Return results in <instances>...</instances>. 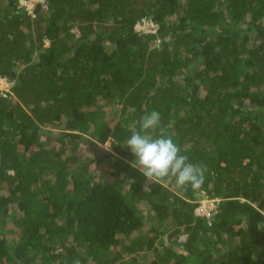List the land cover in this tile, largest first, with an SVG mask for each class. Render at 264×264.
I'll return each mask as SVG.
<instances>
[{
  "label": "trees",
  "instance_id": "trees-1",
  "mask_svg": "<svg viewBox=\"0 0 264 264\" xmlns=\"http://www.w3.org/2000/svg\"><path fill=\"white\" fill-rule=\"evenodd\" d=\"M0 77V264H264V0H0ZM153 110L201 187L131 168Z\"/></svg>",
  "mask_w": 264,
  "mask_h": 264
},
{
  "label": "clouds",
  "instance_id": "clouds-1",
  "mask_svg": "<svg viewBox=\"0 0 264 264\" xmlns=\"http://www.w3.org/2000/svg\"><path fill=\"white\" fill-rule=\"evenodd\" d=\"M160 122L161 114L153 110L140 118L138 128L131 129L130 136L124 141L134 157L131 168L137 170L146 182L161 184L171 179L182 190L201 187L205 180V166L190 162L171 136L161 132L153 137L151 133ZM256 228L264 231V219L257 221Z\"/></svg>",
  "mask_w": 264,
  "mask_h": 264
},
{
  "label": "built area",
  "instance_id": "built-area-1",
  "mask_svg": "<svg viewBox=\"0 0 264 264\" xmlns=\"http://www.w3.org/2000/svg\"><path fill=\"white\" fill-rule=\"evenodd\" d=\"M19 5L25 7L27 10L33 7L34 4L41 2L44 3V0H35L34 2H30V0H18ZM30 4V6H28ZM157 30V25L153 23V21L149 19H141L134 26L135 33L140 35L142 34H155ZM13 82L9 81L6 78L0 77V96L8 97L12 95ZM218 200L216 199H206L203 202H198L197 207L194 211L196 217L204 218L207 221L211 219V217L216 213V206Z\"/></svg>",
  "mask_w": 264,
  "mask_h": 264
},
{
  "label": "rangeland",
  "instance_id": "rangeland-1",
  "mask_svg": "<svg viewBox=\"0 0 264 264\" xmlns=\"http://www.w3.org/2000/svg\"><path fill=\"white\" fill-rule=\"evenodd\" d=\"M34 1H35V0H30L31 3L34 2ZM28 6H30V4H28ZM85 139H87V140L89 141L90 144L95 145V141H94L93 139H90L89 136H86ZM98 148H99L100 150H102V151H107V150L109 149V143L107 142V143H105V144L102 145V146H98ZM90 155L92 156V152H90ZM206 199H207V196L203 195L202 197L197 198L196 203H198V202H203V201H205Z\"/></svg>",
  "mask_w": 264,
  "mask_h": 264
},
{
  "label": "water",
  "instance_id": "water-1",
  "mask_svg": "<svg viewBox=\"0 0 264 264\" xmlns=\"http://www.w3.org/2000/svg\"><path fill=\"white\" fill-rule=\"evenodd\" d=\"M89 146L91 147V149H93L97 154H100L102 150H100L97 146L90 144L88 142Z\"/></svg>",
  "mask_w": 264,
  "mask_h": 264
}]
</instances>
